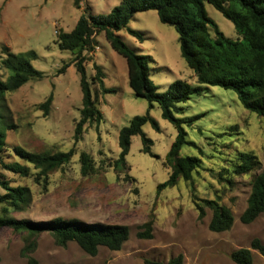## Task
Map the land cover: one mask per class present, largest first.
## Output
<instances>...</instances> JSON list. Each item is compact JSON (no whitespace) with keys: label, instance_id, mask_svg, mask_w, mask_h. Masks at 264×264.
<instances>
[{"label":"rangeland","instance_id":"obj_1","mask_svg":"<svg viewBox=\"0 0 264 264\" xmlns=\"http://www.w3.org/2000/svg\"><path fill=\"white\" fill-rule=\"evenodd\" d=\"M76 1L0 0V57H5V47L17 55L34 51L37 59L31 63L44 74L42 80H31L0 99L5 161L24 164L14 156V147L39 154L76 151L72 161L52 174L47 184L36 182L37 171L33 168L29 177L1 168L0 175L11 186H25L32 192L31 205L11 213L15 219L44 224L60 218L91 225H124L130 228L131 235L122 250L102 248L93 257L76 243L60 247L51 234L43 233L37 238L32 258L37 264H145V259L168 262L183 255L185 264H235L230 258L234 251L250 249L255 239L264 244V214L250 225L240 220L248 206L252 179L260 171L242 177L226 173L225 180H232V185L220 180L219 174L231 170L240 152L255 154L264 169V118L246 110L233 91L204 86L176 114L181 119L199 117L184 125L187 140L194 145L184 146L181 151L182 157L202 160L194 174L195 187L181 180L177 186L159 193V185L170 177L171 169L164 163L178 131L163 118L158 104L149 110L148 102L135 96L126 60L101 34L97 37L98 48L86 64L87 74L92 80L96 75L94 65L103 67L105 86L113 92L104 95L98 82L92 81L104 120L98 128L87 125L83 139L76 143L75 126L81 118L83 92L80 75L72 65L74 56L60 49L58 33L72 31L87 6L94 15L106 17L122 0H81L80 8ZM206 10L227 38H238L230 20L210 4H206ZM130 28L143 33L145 40L141 42L127 31L119 35L137 54L150 56V80L158 86L159 93H166L177 80L199 86L195 73L182 57L179 35L173 27L160 22L156 11L137 14ZM65 64L71 66L59 74ZM2 76L6 81L10 73L3 69ZM51 94L54 100L46 116L41 105ZM147 113L160 127L158 131L148 123L143 128L154 143V156L143 152L142 137L135 136L127 157L129 170L117 174L111 166L121 153L119 134L135 117ZM82 152L93 157L99 166L97 174H81ZM0 193L4 191L0 189ZM217 198L235 217L232 229L224 233L210 230V209L206 208L200 219L202 201ZM150 222L152 238H140ZM25 238V234L8 227L0 230V264H30L24 256ZM253 254L255 264H264L258 251L253 250Z\"/></svg>","mask_w":264,"mask_h":264},{"label":"trees","instance_id":"obj_2","mask_svg":"<svg viewBox=\"0 0 264 264\" xmlns=\"http://www.w3.org/2000/svg\"><path fill=\"white\" fill-rule=\"evenodd\" d=\"M81 0L76 1L80 8ZM206 4L212 5L223 16L230 20L236 29L238 38L229 39L219 29L218 25L209 17ZM156 11L162 24L173 27L179 35L182 57L187 66L195 73L198 87H193L184 80H177L170 85L166 93H159L158 86L150 80V56L137 54L119 35L127 31L130 35L143 42V33L130 28L133 18L139 13ZM105 35L112 49L123 57L128 66L129 84L137 98L148 102L149 110L156 104L162 110L163 118L172 123L178 131V136L164 165L171 169L169 180L159 185L158 192L173 188L184 180L190 186L194 185V174L202 165V160L196 157H182L184 146L194 145L187 140L188 133L185 124H191L199 119H181L176 116L184 109L194 94H200L205 87H220L233 91L244 108L251 113L264 118V0H122L119 6L106 17L94 15L87 6L75 28L70 32L58 33V43L62 51L70 52L80 75L83 92V108L81 118L75 126V142L79 143L84 136L85 127L95 124L97 128L104 120L99 109V101L93 94L92 81L98 82L104 95L112 93V89L105 86L106 73L98 64L94 65L96 75L91 80L87 74L86 64L98 48L97 37ZM5 57H0V99L9 92H16L31 80H42L44 74L34 68L31 60L37 59L34 51L22 55L13 53L8 47L3 49ZM90 55V56H89ZM65 64L59 74L65 73L70 67ZM10 76L4 81L2 70ZM54 96L41 105L45 115H49ZM152 124L160 130L158 122L147 113L145 116L135 117L129 126L124 127L119 134L121 153L112 168L117 174L128 171L127 157L130 153L132 139L141 136L144 144L143 152L152 156L153 141L143 131L146 124ZM6 135L0 132V168L21 177L31 176V168L37 171V183L47 184L52 174L62 170L76 155L75 149L68 152L33 153L22 147H14V156L22 161L6 162ZM81 174L88 177L97 174L99 166L93 157L82 152L80 155ZM231 170L219 174V179L233 184L226 178L247 176L259 172L252 179V191L248 206L240 217L245 225L254 223L264 214V169L261 161L253 153L240 152L232 162ZM129 179V178H127ZM130 179L134 181L131 177ZM0 230L4 227L19 234H25L24 256L30 264H37L32 254L37 247V238L43 233H49L60 247H67L76 243L85 253L96 257L102 248L110 251H120L130 239V228L124 225H91L76 220L56 218L47 223H36L28 220H18L11 216L13 211H24L32 203V192L25 186H11L10 181L0 175ZM199 205L200 219L205 215V209L212 211L209 228L213 233L230 231L235 217L230 208L221 204V199L203 200ZM145 233L140 238L151 239L153 223L144 226ZM253 250L264 257V244L259 239L252 242L251 248L234 251L230 258L235 264H255ZM145 264H185L183 255H178L168 262L145 259Z\"/></svg>","mask_w":264,"mask_h":264}]
</instances>
